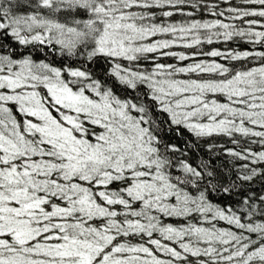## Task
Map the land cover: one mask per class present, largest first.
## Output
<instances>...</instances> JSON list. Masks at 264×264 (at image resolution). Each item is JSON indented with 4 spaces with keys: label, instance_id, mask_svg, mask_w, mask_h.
I'll list each match as a JSON object with an SVG mask.
<instances>
[{
    "label": "snow or ice",
    "instance_id": "snow-or-ice-1",
    "mask_svg": "<svg viewBox=\"0 0 264 264\" xmlns=\"http://www.w3.org/2000/svg\"><path fill=\"white\" fill-rule=\"evenodd\" d=\"M257 182L264 0H0V264H264Z\"/></svg>",
    "mask_w": 264,
    "mask_h": 264
},
{
    "label": "trees",
    "instance_id": "trees-1",
    "mask_svg": "<svg viewBox=\"0 0 264 264\" xmlns=\"http://www.w3.org/2000/svg\"><path fill=\"white\" fill-rule=\"evenodd\" d=\"M177 19L179 20L180 17H177ZM238 45L237 44H233L231 45V47H237ZM241 48L242 47H246L244 45H239ZM210 47H221V45H205L204 46V50H207L208 48ZM177 51H192L191 49L189 50H185V49H176ZM168 62H174L172 60H168ZM96 71L97 73H100L102 71V66H97L96 68ZM175 142L180 145V146H183V143L184 141L183 140H180V139H177L175 140ZM212 142H215V143H223V140L220 139V138H216L215 140H213ZM200 144V147L199 148H192L189 150L188 152V160L190 163H192L194 166L198 163L201 162V160H207L209 158H212V159H215L216 161V166H217V169L221 172V174H226L227 173V169L223 167V165L227 164L228 167H231L232 166V161L230 158H224V157H218L216 156L215 154L213 153H209L208 152V143H206L205 141H200L199 142ZM257 188L261 187V186H264V185H261L260 182H257L256 185H255ZM214 199L217 201V202H223V203H227L228 202V198L227 197H224V196H216L214 194Z\"/></svg>",
    "mask_w": 264,
    "mask_h": 264
}]
</instances>
